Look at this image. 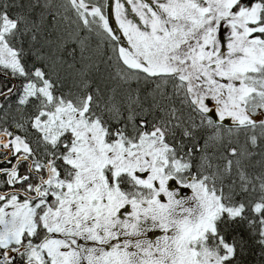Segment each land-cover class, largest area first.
<instances>
[{"label":"snow or ice","instance_id":"obj_1","mask_svg":"<svg viewBox=\"0 0 264 264\" xmlns=\"http://www.w3.org/2000/svg\"><path fill=\"white\" fill-rule=\"evenodd\" d=\"M0 264H264V0H0Z\"/></svg>","mask_w":264,"mask_h":264}]
</instances>
